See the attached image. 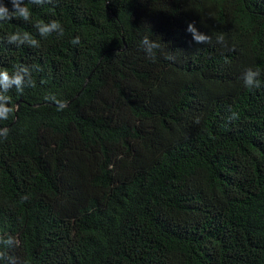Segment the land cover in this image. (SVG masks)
Returning a JSON list of instances; mask_svg holds the SVG:
<instances>
[{"label":"trees","instance_id":"1","mask_svg":"<svg viewBox=\"0 0 264 264\" xmlns=\"http://www.w3.org/2000/svg\"><path fill=\"white\" fill-rule=\"evenodd\" d=\"M29 7L0 22V69L32 82L0 121V264H264V83L241 80L264 82V0ZM52 19L64 35L41 40ZM14 30L40 46L8 44Z\"/></svg>","mask_w":264,"mask_h":264},{"label":"clouds","instance_id":"2","mask_svg":"<svg viewBox=\"0 0 264 264\" xmlns=\"http://www.w3.org/2000/svg\"><path fill=\"white\" fill-rule=\"evenodd\" d=\"M50 0H0V22H8L13 19H20L24 22H30L33 13L29 7V4L39 6L44 3H49ZM33 27L36 29V34L40 39L47 38L48 36L55 34L57 38L62 37L65 33V29L62 24L55 19L47 22L43 20H36L33 23ZM185 31L190 34L192 42L195 44H207L210 37L204 32H200L194 26L192 22L187 23ZM223 36H217V43L222 42ZM6 42L16 47L26 45L31 48H38L40 42L31 33L24 30H14L6 35ZM73 45L80 43L79 36H73L70 40ZM160 40L150 39L149 36H144L140 40V47L145 53L146 57L150 60H155L156 51L161 48ZM171 59L172 57H167ZM39 70L38 68L36 69ZM30 69L25 65H15L11 73L8 70L0 69V121L8 120L14 110L15 105L12 102V97L8 95L10 89H15L17 93L23 91V86L27 81L31 84ZM260 69L259 68H245L241 75L243 86L249 90L257 88L262 85L259 79ZM53 97H45L49 99ZM58 107H63L62 101H57ZM237 118V113L232 112L230 119ZM7 135V129L0 131V137ZM13 241L11 238L4 241L5 244H11Z\"/></svg>","mask_w":264,"mask_h":264}]
</instances>
